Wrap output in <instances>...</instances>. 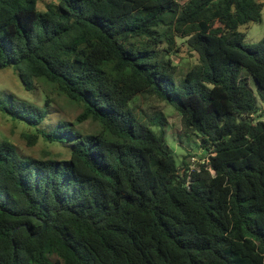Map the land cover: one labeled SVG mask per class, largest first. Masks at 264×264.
Instances as JSON below:
<instances>
[{"label": "trees", "instance_id": "1", "mask_svg": "<svg viewBox=\"0 0 264 264\" xmlns=\"http://www.w3.org/2000/svg\"><path fill=\"white\" fill-rule=\"evenodd\" d=\"M41 1L0 0V70L28 89L48 79L99 128L71 133L68 160L0 142V264H264V120L242 76L264 88V38L240 30L263 20V2ZM180 39L199 61L178 82ZM152 89L201 138L199 167L176 164L164 112L144 122L133 108ZM0 109L32 124L47 114ZM42 134L70 137L26 139Z\"/></svg>", "mask_w": 264, "mask_h": 264}, {"label": "rangeland", "instance_id": "2", "mask_svg": "<svg viewBox=\"0 0 264 264\" xmlns=\"http://www.w3.org/2000/svg\"><path fill=\"white\" fill-rule=\"evenodd\" d=\"M50 1L42 0L40 8L42 9V3L46 6ZM180 1L184 3L187 0ZM257 1L263 2V20L240 27L241 31L247 33L245 41L248 44L258 43L264 38V0ZM219 25L222 24L219 23ZM183 42V40H179L181 48L173 55L178 66V82L184 79L187 72L199 61L198 56L189 52ZM242 76L249 78L250 86L258 99L257 117L264 120V88L260 87L255 77L245 68L242 71ZM35 84L34 89H28L14 66L0 70V103L7 105L12 104L14 100L24 101L35 104L47 112L42 122L32 124L0 109V142L5 140L13 142L17 145L19 154L26 158L68 160L72 156L74 144L71 133L75 131L76 133L92 134L91 132H97L99 125L91 119L84 123L79 122L78 117L82 113V107L76 100L60 91L53 82L46 78H36ZM133 108L144 122H149V118L158 112H164L168 116V142L179 167L184 165V160L189 161L193 168L199 167L200 162L208 159L209 154L202 148L199 135L185 124L177 109L165 100L156 89L139 96L133 103ZM62 122L69 124L61 127L60 123ZM55 128L65 130L67 134H70V137L66 141H50L42 134L36 145H30L26 139L28 134L49 132Z\"/></svg>", "mask_w": 264, "mask_h": 264}, {"label": "water", "instance_id": "3", "mask_svg": "<svg viewBox=\"0 0 264 264\" xmlns=\"http://www.w3.org/2000/svg\"><path fill=\"white\" fill-rule=\"evenodd\" d=\"M26 226L28 227L27 224H26ZM18 230H19V227L16 228V229L14 230V234H15ZM39 235H40V233H37V234H34L33 237L37 238V237H39Z\"/></svg>", "mask_w": 264, "mask_h": 264}, {"label": "built area", "instance_id": "4", "mask_svg": "<svg viewBox=\"0 0 264 264\" xmlns=\"http://www.w3.org/2000/svg\"><path fill=\"white\" fill-rule=\"evenodd\" d=\"M203 162H205V161H203ZM191 167H192V165H191ZM195 167H193V168H191V170H193Z\"/></svg>", "mask_w": 264, "mask_h": 264}, {"label": "clouds", "instance_id": "5", "mask_svg": "<svg viewBox=\"0 0 264 264\" xmlns=\"http://www.w3.org/2000/svg\"><path fill=\"white\" fill-rule=\"evenodd\" d=\"M207 159H205L204 161H206ZM196 168V167H195Z\"/></svg>", "mask_w": 264, "mask_h": 264}]
</instances>
